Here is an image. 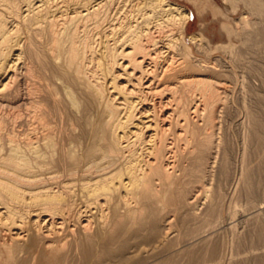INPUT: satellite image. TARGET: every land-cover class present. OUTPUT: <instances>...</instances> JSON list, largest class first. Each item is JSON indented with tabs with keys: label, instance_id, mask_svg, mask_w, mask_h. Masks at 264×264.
Listing matches in <instances>:
<instances>
[{
	"label": "bare ground",
	"instance_id": "6f19581e",
	"mask_svg": "<svg viewBox=\"0 0 264 264\" xmlns=\"http://www.w3.org/2000/svg\"><path fill=\"white\" fill-rule=\"evenodd\" d=\"M188 20L169 0H0V264H98L113 244L128 264H213L217 226L264 213L261 194L218 221L225 88L175 37Z\"/></svg>",
	"mask_w": 264,
	"mask_h": 264
},
{
	"label": "rangeland",
	"instance_id": "374dc122",
	"mask_svg": "<svg viewBox=\"0 0 264 264\" xmlns=\"http://www.w3.org/2000/svg\"><path fill=\"white\" fill-rule=\"evenodd\" d=\"M169 1L186 9L189 13L185 32L181 34L180 30L175 28L174 35L181 38L179 41L189 47V58L193 62L189 60L193 68L200 69L199 72L195 71L197 73L202 71V77L210 78L215 83H222L225 88V93L219 94L218 102L215 101L217 104L215 117L216 120L219 119L217 120L219 127L215 133L223 143L221 150L224 155L221 162L225 161L223 164L228 168L225 169L223 164L220 166L221 155H218L216 164L219 166L215 164L209 176L210 186L221 188L220 193L222 192L223 198L217 203L220 223L227 219L229 212L227 208L234 207L233 204L236 210L246 211L245 213L250 212L253 204L263 205L260 195L264 194V14L259 15L251 10L244 0ZM260 1L264 8V0ZM243 15H247L250 21L247 25L238 24V19ZM198 32L203 39L201 47L195 46L189 39L190 35ZM175 53L172 66L175 71L173 83L176 86L181 73L178 66L180 56L178 52ZM196 64L202 66H195ZM194 69L189 73L195 74ZM215 83H213L214 89L220 91ZM21 101L18 100L13 105H18ZM254 132L260 134L256 135ZM241 150L244 151L242 154ZM243 171L248 175L250 171L248 181L242 180L240 175ZM218 181L220 183L217 184ZM203 201L204 199L199 201L195 209L198 217L202 216L207 206V201ZM217 229L214 239L212 238L209 244L216 249L213 264H264V213L258 219L237 223L231 230L222 227V223L217 226ZM133 242V238L129 239L128 244ZM122 248L120 244H113L112 253L98 264L130 263V259L125 258L126 255L118 256L124 253ZM185 263L184 260L179 262V264Z\"/></svg>",
	"mask_w": 264,
	"mask_h": 264
}]
</instances>
